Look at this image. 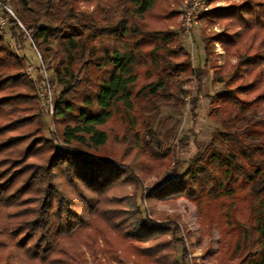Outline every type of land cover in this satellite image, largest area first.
<instances>
[{"label": "trees", "instance_id": "obj_1", "mask_svg": "<svg viewBox=\"0 0 264 264\" xmlns=\"http://www.w3.org/2000/svg\"><path fill=\"white\" fill-rule=\"evenodd\" d=\"M175 2L12 0L17 18L0 6L11 32L0 28V264H90L88 254L97 263L102 253L118 264H187L178 222H159L153 207L176 198L199 206L206 233L217 228V262L264 264V124L251 114L264 107V42L252 53L234 50L240 35L264 32V0L215 10L241 26L216 35L238 57L227 89L210 96L222 128L149 189L153 218L127 192L162 155L161 115L184 106L185 77L209 60L201 41L193 66L171 29ZM10 41L23 49L29 41L61 86L52 136L40 128L37 90L24 72L34 60ZM34 65L42 71L40 60ZM117 117L122 127L112 125ZM112 141L133 160L113 158Z\"/></svg>", "mask_w": 264, "mask_h": 264}, {"label": "rangeland", "instance_id": "obj_2", "mask_svg": "<svg viewBox=\"0 0 264 264\" xmlns=\"http://www.w3.org/2000/svg\"><path fill=\"white\" fill-rule=\"evenodd\" d=\"M0 2L1 5L9 6L14 12V18H17L11 5L12 0H0ZM202 2V8L195 13V25L189 31L183 24L185 15L191 8L193 0H177L172 5V8L177 12V17L176 21L171 25V29L188 46L193 66L196 67L199 57L201 58L203 50L199 45L201 41L208 46L210 52L209 60L206 65L201 63L202 69H195V75L185 77L186 79L182 84L184 106L178 110L166 109L161 115L162 127H160L158 136L161 150L158 152L164 156L158 154L159 160L153 161L154 165L152 167L147 163L148 167L145 166L144 169L145 174L135 173L137 184L127 185V192L136 196L140 209L149 218H153L149 189L174 166L175 162L184 161L194 156L197 150L205 149L217 130L222 128L223 120L219 113L212 111L210 96L218 91L227 89L226 82L238 63L237 55L228 52L219 43L216 35L232 32V30L240 29L241 26L236 25V28H234L228 20L218 19L215 10L226 9L232 5H243L244 7L245 0H202ZM202 17L203 19L201 20ZM205 17L207 19H204ZM0 28L4 32L5 37H10L11 32L7 25L4 28L0 26ZM251 34V32H248L240 35L239 40H237L238 46L234 50L241 53L244 51L246 53L258 51V43L261 40L264 42V32L260 30L257 33L258 35L254 37ZM21 45L24 46V49L15 45L14 41H10V47L13 50L19 52L21 56L26 51L28 56L34 60V64L38 65V54L30 47V42L25 41ZM42 61L41 72L37 71L36 67L33 72L29 71L26 62L24 72L33 81L37 90L38 100L36 101L37 105L34 114L39 116L40 128L43 129L44 135L52 136V130L55 131L58 125L54 119L55 112L54 114L50 113L44 105L45 96L49 93V90L52 92L55 107V101L59 97L61 86L52 78L53 73L52 70L48 69V62L43 57ZM45 69L48 79H46ZM216 70L221 73L223 79L221 82L214 81ZM258 70L264 72V62L260 63ZM200 72H204L205 75L199 80L198 74ZM47 82H49V87ZM251 114L258 120L259 125L264 124V107H256ZM233 115L234 113L232 112L231 116ZM123 124L124 122L120 117H117L112 122L114 127H122ZM122 130L124 131V129ZM59 142L61 141L59 140ZM110 147H114L116 150H110L116 160H120V158L125 160V162L133 160L131 149L124 150L122 149L123 147L113 141L109 143ZM155 150L158 149L155 148ZM139 157L143 159V156ZM153 207L156 211L163 214V217H158L157 220L159 222H178L181 234L190 252L187 264H220L215 258L220 248L219 233L216 227L210 233L204 231L203 222L201 221L203 216L200 214L199 206L196 203L187 198H176L167 201L156 200ZM214 218H217V216ZM87 256L90 259V264H118L106 253L100 255V261L97 263L91 259L89 254Z\"/></svg>", "mask_w": 264, "mask_h": 264}, {"label": "built area", "instance_id": "obj_3", "mask_svg": "<svg viewBox=\"0 0 264 264\" xmlns=\"http://www.w3.org/2000/svg\"><path fill=\"white\" fill-rule=\"evenodd\" d=\"M202 4H203L202 0H193V4L191 5V8L188 10V12L185 15V21H184V24H183L184 27L187 30L190 31V29H192L194 27V25H195V13L199 9L202 8ZM0 6L3 7L4 9H6L8 12H10L14 16V12L9 6H7L5 4L1 5V2H0ZM7 22H8L7 18L0 14V26L2 28L6 27ZM19 24L23 27V24L20 21H19ZM37 54H38L39 60L41 61L42 65H43L41 54L38 51H37ZM28 69H29V71L33 72L34 69H35V65L34 64H29L28 65ZM45 75H46V79H48V75H47L46 69H45ZM47 86L49 87V82H47ZM44 105L46 106V109L50 113L54 114L55 107H54V101H53L52 92L50 90H49V93L45 96Z\"/></svg>", "mask_w": 264, "mask_h": 264}]
</instances>
